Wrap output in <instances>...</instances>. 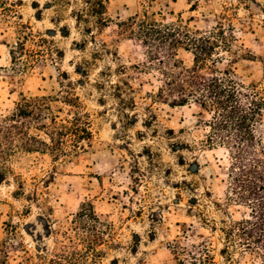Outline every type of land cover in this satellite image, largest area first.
<instances>
[{
  "label": "rangeland",
  "instance_id": "374dc122",
  "mask_svg": "<svg viewBox=\"0 0 264 264\" xmlns=\"http://www.w3.org/2000/svg\"><path fill=\"white\" fill-rule=\"evenodd\" d=\"M87 1L3 0L15 13L0 8V115L10 114L21 96L70 86L92 133L64 162L21 154L12 173L0 174V250L9 245L7 264H36L35 255L51 252L57 231L83 202L115 228V247L102 248V264H178L173 244L190 248L200 242L215 264H253L224 254L220 229L246 209L227 200L229 158L206 143L208 115L195 104L150 102L146 93L156 92L159 76L143 68L142 49L120 24L147 13L162 25L181 20L200 34L221 27L231 48L220 52L217 72L229 70L237 83L264 92V0H105L104 25ZM16 24L51 41L47 61L24 72L13 69L9 55ZM177 54L192 65L189 53ZM113 84L121 85L132 107H123ZM63 108L60 116L75 110ZM262 114L256 135L264 145Z\"/></svg>",
  "mask_w": 264,
  "mask_h": 264
},
{
  "label": "trees",
  "instance_id": "16d2710c",
  "mask_svg": "<svg viewBox=\"0 0 264 264\" xmlns=\"http://www.w3.org/2000/svg\"><path fill=\"white\" fill-rule=\"evenodd\" d=\"M104 2H86L101 25L107 20ZM0 5L6 14L15 13L13 4L5 6L0 0ZM120 25L142 49L143 68L159 76L156 92L146 93L150 102H162L170 108L198 106L209 117L205 123L208 147L223 148L228 155L227 200L245 208L246 213L220 229L224 254L228 259L236 254L248 257L253 264H264V145L256 135L264 111V92L255 85L245 87L237 83L229 70L217 72L214 65L222 59L220 52L229 53L231 48L221 27L200 34L181 20L162 25L147 13ZM15 27L17 41L8 47L9 55L13 69L24 72L33 63L46 60L43 55H51V41L28 25ZM178 50L192 56L191 66L178 57ZM113 88L123 107L133 106L131 98L121 95V85L113 84ZM63 107L75 110H66L60 116ZM147 110L151 113V107ZM90 127L89 116L82 112L80 100L70 86H61L54 94L21 96L10 114L0 115V174L12 173V162L21 154L47 155L60 163L70 159L78 153L80 143L91 140ZM56 234L59 238L55 247L46 255H35L36 264H102L106 255L102 248L115 247L114 226L101 220L90 202L81 203L68 226ZM7 249L8 244H1L4 258L0 264H7ZM172 251L178 264H185L186 258L190 259L187 264H215L204 242L190 248L175 243Z\"/></svg>",
  "mask_w": 264,
  "mask_h": 264
}]
</instances>
